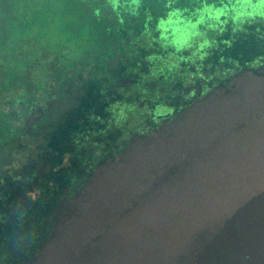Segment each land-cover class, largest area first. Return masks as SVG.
Wrapping results in <instances>:
<instances>
[{
	"label": "trees",
	"instance_id": "1",
	"mask_svg": "<svg viewBox=\"0 0 264 264\" xmlns=\"http://www.w3.org/2000/svg\"><path fill=\"white\" fill-rule=\"evenodd\" d=\"M250 1L0 0V264L37 262L135 138L264 68ZM190 264H264V191Z\"/></svg>",
	"mask_w": 264,
	"mask_h": 264
},
{
	"label": "rangeland",
	"instance_id": "2",
	"mask_svg": "<svg viewBox=\"0 0 264 264\" xmlns=\"http://www.w3.org/2000/svg\"><path fill=\"white\" fill-rule=\"evenodd\" d=\"M254 15H264V0L242 17ZM182 31L175 29L178 48L187 44ZM263 191L264 68L135 138L102 166L34 264H190Z\"/></svg>",
	"mask_w": 264,
	"mask_h": 264
}]
</instances>
